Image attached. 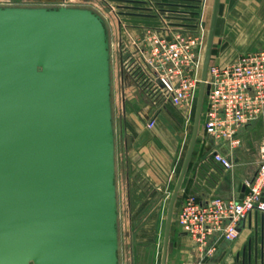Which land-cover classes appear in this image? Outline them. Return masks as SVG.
<instances>
[{"label":"water","instance_id":"obj_1","mask_svg":"<svg viewBox=\"0 0 264 264\" xmlns=\"http://www.w3.org/2000/svg\"><path fill=\"white\" fill-rule=\"evenodd\" d=\"M219 2L212 4L160 264H167L175 206L199 135ZM245 190L246 183L239 198ZM118 250L106 22L84 6L0 5V264H120Z\"/></svg>","mask_w":264,"mask_h":264},{"label":"built area","instance_id":"obj_2","mask_svg":"<svg viewBox=\"0 0 264 264\" xmlns=\"http://www.w3.org/2000/svg\"><path fill=\"white\" fill-rule=\"evenodd\" d=\"M144 2L134 4L145 8L138 21L132 20L145 30L142 37H137L142 47L136 44L144 54V67L140 62L129 61L128 69L132 70L131 73L139 70L135 78L147 92L154 89L152 76H156L159 89L167 100L189 110L197 98L203 64V12H199L191 26L172 22L166 24L161 11L148 1ZM122 3L120 0H0V5L88 7V4H92V9L104 8V14L100 15L103 19L110 18L117 45H122V39L119 40L123 30L121 24L127 23L126 15L121 14L126 11H120L124 10L120 7L124 5ZM114 6L119 10L116 11ZM119 51L121 55L124 54L123 50ZM131 54L127 52L125 57L122 55L123 58L120 55L121 73L124 65L126 67L129 63L127 60L132 57ZM207 82L209 88L201 113L203 144L207 152L200 160V169L214 182L233 167L230 155L222 152L221 148L236 147L239 130L264 116V48L239 52L221 62L211 61ZM154 124L155 118L150 117L147 127L152 128ZM247 186L248 190L242 198L211 196L204 199L194 190L182 196L175 220L205 255H213L220 239L234 241L239 223L250 213H264V142L259 146L256 174L247 182Z\"/></svg>","mask_w":264,"mask_h":264},{"label":"crops","instance_id":"obj_3","mask_svg":"<svg viewBox=\"0 0 264 264\" xmlns=\"http://www.w3.org/2000/svg\"><path fill=\"white\" fill-rule=\"evenodd\" d=\"M262 48H264V0H220L211 61L221 62L239 52ZM117 108L121 117L120 143L127 162V166L121 165L122 173L125 170L122 191L124 198L126 196V205L135 206L145 195L141 189L133 188L135 180L132 177L128 178V174L131 175V171L136 170L137 166L138 171L144 172L146 181L150 183L162 184L171 175L172 180L176 177L178 162L182 158V164L183 153L186 151L183 148L188 113L183 114L169 104L155 111L156 107L150 104L136 84L131 81L126 85L120 70L119 75L117 74ZM150 117L155 118L151 131L145 125L146 118ZM243 129L239 130V143L236 147L221 148L222 152L230 155L232 169L225 171L213 182L200 169V160L207 152V147L203 144L204 131L200 122L199 135L176 202V212L182 196L191 190L198 192L204 199L211 196L239 198L244 183L245 192L248 190L247 182L253 179L257 171L259 149L250 144H240L239 137ZM249 131L251 132V129L244 130L242 136ZM169 158L172 159V163L167 162ZM147 162H151L150 166ZM237 232L234 241L220 239L213 255L207 256L180 228L174 216L167 264H264L260 262V246L264 242V213H250L241 220ZM156 264H160V260L157 259Z\"/></svg>","mask_w":264,"mask_h":264},{"label":"rangeland","instance_id":"obj_4","mask_svg":"<svg viewBox=\"0 0 264 264\" xmlns=\"http://www.w3.org/2000/svg\"><path fill=\"white\" fill-rule=\"evenodd\" d=\"M16 1V0H14ZM57 1V0H56ZM118 1V0H117ZM124 3V6L120 11H126L121 14H125V21L127 23L121 24L123 30H121V35L119 40L122 41V45H117V39L114 35V27L111 25L110 18L108 17L105 20L108 34H109V44H110V69H111V90H112V109H113V123H114V132H115V159H116V186H117V201H118V237H119V262L120 264H156V260H160L161 248L163 242L164 235V227H165V217L167 212V205L169 202V198L171 196L174 182L177 178V175L180 170L181 159L178 162V171L176 177L172 180L171 177L166 181L161 183H150L146 181V177H144V172L141 173L138 171V167L136 166V170L131 171V175L128 174V178H134L135 183L133 184L134 189H141L144 192L142 199L139 200L138 205H126V196L124 198L122 191V183L124 181L125 170L121 171V165L127 166V162L124 157L123 149L121 146V136L119 124L121 121V117L118 114L117 108V74L119 75V62H120V51L123 50L122 55L127 54V52H131L132 57L127 60V62H140V64L144 67L143 60L145 57L142 54L143 52L137 48L142 47L140 42L137 41V37L143 36L145 34V30L140 28L139 24L133 22L131 19H140L143 16L141 8L142 6L131 7L134 4L145 3L144 1H148L155 9L161 11V17L166 19L167 22H172L174 24H188L193 25L195 22V18L199 15V12H203V31H204V42L202 45V62L204 59L207 34L209 21L211 16L212 4L213 0H120ZM128 4H126V3ZM112 4V3H111ZM92 4H88V7L93 8ZM96 7V6H95ZM116 8V6H114ZM140 7V8H139ZM95 9V8H94ZM117 9V8H116ZM99 14H104V8L101 9L97 7L95 9ZM106 10V9H105ZM107 10H110L107 7ZM117 9L116 11H118ZM109 12V11H107ZM120 13V12H118ZM135 20V21H136ZM109 21V22H108ZM138 21V20H137ZM172 24V25H174ZM127 25V26H126ZM118 28V27H117ZM115 28V29H117ZM137 44V45H136ZM120 47V49H119ZM126 53V54H125ZM216 54V53H215ZM121 55V58H123ZM148 55L146 56V58ZM130 62L124 65L123 73H121L124 82L126 85L129 82H133L137 85L139 90L143 91L147 100L150 104L156 107L155 111L160 108L163 109L165 104L173 105L167 100V96L163 93L162 90L159 89L157 84L158 79L156 76H152L153 84L155 85L154 89L150 92H147L142 85L137 82L135 75L139 70H129L128 67L131 64ZM129 65V66H128ZM141 66V68H143ZM137 91V90H136ZM197 99V98H196ZM196 99L194 100V104L188 110L186 107L173 105L182 111L183 114H186L187 120V129L185 134V142L184 148L186 149L187 144L190 139L191 131H192V123H193V115L195 113ZM114 102V103H113ZM149 118H146L145 125ZM253 123L246 125L243 127L244 129L241 131L240 135V144H250L255 148L259 149V146L262 142H264V116L258 118ZM154 127V126H153ZM152 128H146L151 131ZM246 129H251V132H246L243 136L242 133ZM241 130V129H240ZM202 135V134H201ZM204 136V134H203ZM201 137V136H200ZM156 151V147H154ZM185 151V150H184ZM184 155V153H183ZM170 157V156H169ZM167 162L172 163V159L169 158ZM150 166L151 162H147ZM168 164V163H167ZM128 169V168H127ZM134 173V174H133ZM127 206V207H126ZM176 214V211L174 212ZM174 214V216H175ZM159 263V262H158Z\"/></svg>","mask_w":264,"mask_h":264},{"label":"flooded vegetation","instance_id":"obj_5","mask_svg":"<svg viewBox=\"0 0 264 264\" xmlns=\"http://www.w3.org/2000/svg\"><path fill=\"white\" fill-rule=\"evenodd\" d=\"M262 243H264V242H262Z\"/></svg>","mask_w":264,"mask_h":264}]
</instances>
